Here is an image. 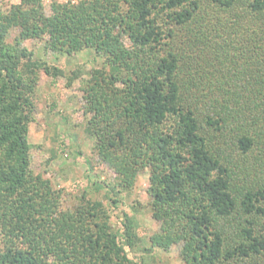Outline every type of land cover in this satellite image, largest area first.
<instances>
[{"label":"trees","instance_id":"trees-1","mask_svg":"<svg viewBox=\"0 0 264 264\" xmlns=\"http://www.w3.org/2000/svg\"><path fill=\"white\" fill-rule=\"evenodd\" d=\"M26 39L90 49L108 66L84 80L87 128L119 189L149 169L151 247L179 244L184 264H264V0H80L47 15L41 0H19L0 10V264H135L130 215L113 228L99 200L62 208V190L31 171L33 95L50 67L19 46Z\"/></svg>","mask_w":264,"mask_h":264},{"label":"rangeland","instance_id":"rangeland-1","mask_svg":"<svg viewBox=\"0 0 264 264\" xmlns=\"http://www.w3.org/2000/svg\"><path fill=\"white\" fill-rule=\"evenodd\" d=\"M79 1L41 0V5L47 15L55 3ZM16 3L19 0H0V10L7 11ZM17 34L18 29L11 28L5 41L14 44ZM19 46L31 52L32 59L44 61L50 67L49 73L38 70L33 95L35 109L27 137L31 171L47 178L53 188L62 190V208L72 209L87 199L99 200L108 210L113 228L121 227L124 213L130 215L136 238L134 246L126 247V251L135 264H184L179 244L167 250L150 245L149 237L159 225L152 217L147 192L149 169L138 173L130 189H119L115 173L98 159L93 149L94 138L87 128L90 114L84 111L82 86L92 69H108L103 58L90 49L70 54L54 52L44 48V41L38 39L23 40ZM220 140L227 154V140ZM110 197L118 199L116 207L110 203Z\"/></svg>","mask_w":264,"mask_h":264},{"label":"built area","instance_id":"built-area-1","mask_svg":"<svg viewBox=\"0 0 264 264\" xmlns=\"http://www.w3.org/2000/svg\"><path fill=\"white\" fill-rule=\"evenodd\" d=\"M71 2H73V0H71Z\"/></svg>","mask_w":264,"mask_h":264}]
</instances>
